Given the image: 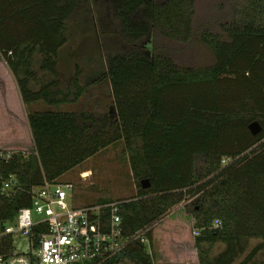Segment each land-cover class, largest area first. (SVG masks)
Masks as SVG:
<instances>
[{"label":"trees","instance_id":"trees-1","mask_svg":"<svg viewBox=\"0 0 264 264\" xmlns=\"http://www.w3.org/2000/svg\"><path fill=\"white\" fill-rule=\"evenodd\" d=\"M82 1L0 0V61L25 104L56 106L69 98L60 86L58 57L67 20ZM105 1L123 37L137 46L110 55L98 78L111 84L110 104L105 110L29 109L31 151L0 155V186L14 173L24 187L59 180L123 141L137 182L134 197L112 199L122 201L124 232L157 222L147 234L152 246L158 237L170 247L161 243L155 257L134 242L108 264H157L182 247L188 255L197 250L199 264H264V0L218 2L220 13L199 34L215 57L203 68L181 65L157 42L193 39L197 0ZM75 81L76 101L88 85ZM255 120L262 126L257 134L249 126ZM224 157L237 160L222 166ZM29 204L21 190L0 195V218L11 219ZM217 218L223 226L209 228ZM252 238L259 241L245 251ZM217 241L226 247L211 256L204 243Z\"/></svg>","mask_w":264,"mask_h":264},{"label":"rangeland","instance_id":"rangeland-1","mask_svg":"<svg viewBox=\"0 0 264 264\" xmlns=\"http://www.w3.org/2000/svg\"><path fill=\"white\" fill-rule=\"evenodd\" d=\"M218 2L220 0H197L195 31L190 42L179 43L158 37L157 42L160 45H164L166 50L181 65L203 68L214 63L215 57L212 50L199 39V34L202 28L205 25H209L212 18L220 13ZM66 36L67 42L59 51V69L64 80L71 79L72 81L78 78V82L81 85H86L84 82L92 80V76L98 71L103 72L107 69V60L110 55L117 52H127L137 47L123 37L119 23L117 19L113 18L109 5L105 0H83L80 7L67 20ZM150 42L151 39L147 41V44ZM93 63L97 64L93 66ZM0 66V74L7 73L8 67L4 60L0 61ZM79 69L81 71L77 73ZM39 74H41V78L44 76L46 78L42 71ZM69 76L71 77L68 78ZM66 85L65 81L64 90H66ZM89 87L91 89V86ZM91 90L94 92L92 99L93 96L94 99H97L99 95L102 96L101 103L97 104V101H95L94 107L101 108L106 102L109 101L110 103L111 100L107 96L108 89L105 86H97ZM97 100L100 99L98 98ZM31 148L32 142L25 147L27 152L31 151ZM85 167L92 169L94 172L93 177L86 179V177L83 178L80 175L81 169ZM67 176L68 180L75 184V189L70 192L68 197V201L72 205L101 204L115 197H127L129 199L134 197L137 192V182L132 175L129 153L126 149H123L122 143L112 144L101 150L96 155L85 160L80 166L74 167L73 170L71 169ZM133 178L134 180L132 181ZM134 184L136 185L135 190L133 188ZM189 200L182 202L168 215L185 206ZM180 212H183V210ZM194 229L192 221V231ZM258 241L259 239L252 238L248 243L244 242L245 251H249ZM161 243L162 247L167 250L170 247L168 246V240L155 237L154 246H152V253H154V250L155 257L157 254L159 256L160 250L158 249H160ZM204 247L209 249L211 256H214L222 251L226 244L221 241L215 243L205 242ZM243 256L244 254L240 259ZM167 260L168 257L164 258V260L160 259L157 264H165Z\"/></svg>","mask_w":264,"mask_h":264},{"label":"built area","instance_id":"built-area-1","mask_svg":"<svg viewBox=\"0 0 264 264\" xmlns=\"http://www.w3.org/2000/svg\"><path fill=\"white\" fill-rule=\"evenodd\" d=\"M14 151L1 150L0 155L8 159ZM236 160L224 157L222 166ZM74 189L68 179H45L42 184L24 187L15 173L2 181L1 196L9 198L21 190L30 197V204L20 206L11 219L0 218V264H108L134 242L146 244L152 253L147 234L157 222L127 234L119 213L121 200L72 205L68 197ZM222 226L217 218L209 228ZM193 233L199 235L200 229ZM5 237H10V243Z\"/></svg>","mask_w":264,"mask_h":264},{"label":"crops","instance_id":"crops-1","mask_svg":"<svg viewBox=\"0 0 264 264\" xmlns=\"http://www.w3.org/2000/svg\"><path fill=\"white\" fill-rule=\"evenodd\" d=\"M96 64L93 63L92 65L95 66ZM59 66L60 65L58 63L59 79L61 83L60 86L63 91L69 93V98L63 103L56 105V106H50L43 102H36L34 104H31L30 106L25 104L23 101L17 80L15 76L13 75V73L9 70V68H7V73L0 74V150L13 149V150H22L24 152H27V150L25 149L26 145H28L31 142L33 145V139H32L33 137H32V133H31L30 125H29V119H28L29 109L43 110V109L53 108V109H63V110H72V109L105 110L106 105L109 103V101L106 102V104H104L103 107L97 108V107H94L95 101H97V104H100L102 96L99 95L97 97V99L99 98L100 100L94 99V96L92 99V94L94 92H92L91 89L97 86H101V85L105 86V88L108 89L107 96H109V99L112 100L111 84L109 80L107 79H104L103 81L99 82L98 78L101 75V72L98 71L92 76V80L90 81L88 80L84 82L86 85L91 86V89L90 87L87 88V90L83 92V94L79 95L78 100L75 101L74 93L77 87V82L75 81V79L72 81L71 79L64 80L60 72ZM70 77L71 76H69L68 78ZM40 81H41L40 79L33 81L32 83L33 87L35 88L38 87L40 84ZM65 81L67 83L66 88H65L66 90L63 89V85L65 84ZM73 86L75 88L74 90H73ZM87 105H90V106H87ZM117 143H122L123 149H126L123 141H118L114 144H117ZM81 164H79L78 166H80ZM70 171L63 174L60 177V179L61 180L68 179L67 175ZM85 173H87V175H84L86 176V179L88 177H93L94 175V172L92 171L90 167H85L81 169L80 175L85 174ZM132 175H133V171H132ZM133 180L134 178L132 179V181ZM133 186L135 190L136 185L134 184ZM114 199H127V197L126 198L115 197ZM173 250L174 251L172 252V255L169 254L167 256L168 260L165 262V264H199L197 250H193V252H191L190 255H188V251L186 252L184 251L185 248L183 247L179 249L176 248ZM153 252L155 251L153 250ZM157 262L158 261H156V263Z\"/></svg>","mask_w":264,"mask_h":264},{"label":"water","instance_id":"water-1","mask_svg":"<svg viewBox=\"0 0 264 264\" xmlns=\"http://www.w3.org/2000/svg\"><path fill=\"white\" fill-rule=\"evenodd\" d=\"M249 126L254 134H257L262 129V126L258 120L251 122ZM142 183L144 187L148 186L149 184L148 180H142Z\"/></svg>","mask_w":264,"mask_h":264},{"label":"bare ground","instance_id":"bare-ground-1","mask_svg":"<svg viewBox=\"0 0 264 264\" xmlns=\"http://www.w3.org/2000/svg\"><path fill=\"white\" fill-rule=\"evenodd\" d=\"M85 175H87V173H85Z\"/></svg>","mask_w":264,"mask_h":264}]
</instances>
